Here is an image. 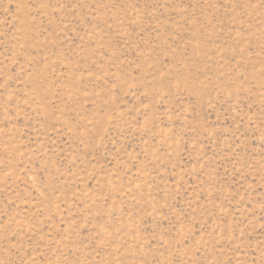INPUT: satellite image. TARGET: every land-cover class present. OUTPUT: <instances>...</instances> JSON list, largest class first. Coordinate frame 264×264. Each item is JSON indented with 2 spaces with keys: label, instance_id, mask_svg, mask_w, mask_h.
I'll return each mask as SVG.
<instances>
[{
  "label": "rangeland",
  "instance_id": "rangeland-1",
  "mask_svg": "<svg viewBox=\"0 0 264 264\" xmlns=\"http://www.w3.org/2000/svg\"><path fill=\"white\" fill-rule=\"evenodd\" d=\"M0 264H264V0H0Z\"/></svg>",
  "mask_w": 264,
  "mask_h": 264
}]
</instances>
